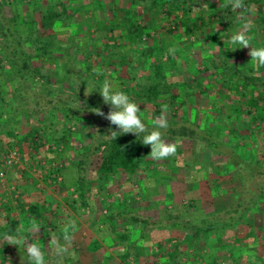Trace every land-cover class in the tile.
<instances>
[{
    "label": "trees",
    "instance_id": "trees-1",
    "mask_svg": "<svg viewBox=\"0 0 264 264\" xmlns=\"http://www.w3.org/2000/svg\"><path fill=\"white\" fill-rule=\"evenodd\" d=\"M127 1L129 4L125 7L119 5L116 10L110 8L112 17H106L104 24H100L98 30H105L109 38L105 41L101 38H91L92 22L96 19H92L86 10V14L81 15L80 19L76 17L71 12L74 7L70 4L74 3L73 0H13V3L0 0V135L6 136L9 141L13 140L10 149L14 150L17 144L21 146L20 156L23 162L33 160L37 155L42 158L36 163L41 164L45 159L48 164L40 165V168L48 170L47 178L54 175L57 182L61 167L50 165V159L46 157L49 153L41 155L42 149L46 148L44 142L48 138L43 128L45 119L42 114L50 112L51 116L47 119L53 121L59 118V114L65 115L68 123L77 125L80 120L85 119L89 126L94 125V119L102 118L107 127L99 129L95 141L88 151L83 153L79 163V169L85 176L81 177L76 192L83 205L87 206L85 196L89 184L86 177L91 165L96 166L102 180L111 182L115 174L135 175L153 160L148 157L150 146L141 143L144 134H118L116 139L109 138L107 135H110L111 131L118 132L119 129L92 112L93 108H99L106 115L110 110V105L104 104L98 92L105 79L110 80L112 85L118 83L121 86L118 90L127 95L139 97V102L154 105L156 117L161 114L165 105L167 112L175 105L183 110L188 104L187 98L192 96L194 99L200 89L210 91L215 88L220 92L234 94L233 98L228 100L229 108L224 105L223 111L211 109L210 112H203V116L202 113L197 114L198 110L189 114V111L193 110V103L189 102L191 107L183 111L185 113L182 117L171 116L169 119V115L168 128L161 129L166 141H181L177 145L176 159H165L171 161L168 166L172 167L174 173L178 174L181 170H197L194 162L193 165L188 162L185 165L182 156L184 142H198L208 148L215 158L214 165L208 171L211 190L217 194L224 189L221 183L226 181V177L233 183V187L227 186L224 191L237 197L235 205L226 211L225 216L213 215L207 226L194 225L191 221L171 213L166 218L168 222H157L160 227L193 231L195 242L203 233L210 236L220 227L223 229L237 225L264 204V164L261 157L254 154V151L260 153L262 150L259 137H263L261 134L264 133V68H257L250 62V48L233 50L239 45L231 44L229 39L217 44L222 34L220 32L234 33L239 24L237 16L240 13L223 6L227 0ZM205 3L208 7H201ZM244 5L245 9L249 6L254 9L251 45L264 47V0H244ZM82 9L85 8H80ZM243 14L248 15L247 11ZM160 15H164L169 22L170 34L183 33L187 35V40L192 37L199 39L201 32H205L212 25L213 19L216 20L217 24L215 21L214 23L217 32L213 37L209 35L217 41L213 51L204 53L202 60L198 61L190 49L187 57L184 53L174 50L170 52L162 43L156 45L151 30L158 26L154 19ZM127 45L129 48L135 47L136 50L141 46L144 48L142 51H133L129 63L126 60L128 57L121 58L128 48ZM217 48L219 50L216 52ZM95 58L102 60L97 64L98 67ZM180 60L188 64L187 72L182 70ZM234 60L243 65L240 66ZM202 68L210 72L209 78H214L215 83L210 82L207 86H202ZM125 69L127 73L123 72ZM187 76L195 79L188 80ZM178 77H182V80H177ZM66 84L74 87L66 89L67 86L63 87ZM92 85L96 87L97 94L86 96L83 91ZM65 94L74 100H65ZM41 100L47 105L42 107ZM141 118L151 130L152 122L145 117ZM256 123L258 127L255 126ZM36 124L41 126L36 127ZM70 134L71 131L66 129L61 137L62 141L69 140ZM261 140L264 142V139ZM62 141L56 140V144L59 146ZM2 145L0 140V148ZM33 151L36 155L31 153ZM1 152L7 153L8 156L0 159V165L6 163V158L11 154L6 149ZM17 167L21 168V165ZM258 177H261L260 182H256ZM251 186L254 190L250 189ZM49 206L50 204L19 200L17 208L20 217L16 219L13 206L6 205L7 219L11 222L9 227L21 225L26 230L31 228L32 221H35L42 226L41 236L46 240L50 239V231H53V228L48 230L46 225L54 217ZM165 209L167 210V207ZM110 219L112 221L115 217L111 215ZM134 220L143 222L140 217ZM9 227L1 224L0 240ZM252 227L253 225L250 229ZM251 230L253 231V228ZM26 232V236L32 237L30 230V233L27 230ZM118 237L128 248L131 246L128 234L121 233ZM36 238L40 236L37 235ZM87 244L91 252H98L103 248V244L96 239L88 241ZM159 245L160 251L154 255L156 259L152 264H160V258L164 257L161 250L164 244L161 242ZM245 245L243 251L231 249L234 256L229 264H264V241L262 244L249 245L248 242ZM189 250L188 244L176 245L167 253L166 264H187ZM224 251L217 256L212 253L209 260H203L207 264L227 262L229 259ZM132 256H136L137 262L144 259L139 253L134 254L131 251L124 254L123 258L126 260ZM47 264L50 263L47 261ZM63 264H71V261L66 259Z\"/></svg>",
    "mask_w": 264,
    "mask_h": 264
},
{
    "label": "rangeland",
    "instance_id": "rangeland-1",
    "mask_svg": "<svg viewBox=\"0 0 264 264\" xmlns=\"http://www.w3.org/2000/svg\"><path fill=\"white\" fill-rule=\"evenodd\" d=\"M8 1L12 2L13 0ZM73 1L74 3L70 4L74 7L71 12L76 17L80 19L81 15L86 14V10L92 19H96L92 22L91 38H101L105 41L109 39L106 32H104L105 30L101 32L98 29L100 24H104L103 21H105L106 17H112V11H109V9L116 10L119 5L125 7L129 4L127 0ZM83 7L85 9L80 10ZM164 17V15H160L157 19L151 17L152 20H155V23L156 21L158 23V26L153 27L151 30L154 34L156 45L162 43L170 49V52L174 50L177 53H184L187 57L188 49H190L193 57L198 61L202 60L201 57L204 53L209 54L213 51V46L217 42L212 38L214 33L217 32L216 20L213 19L212 25L205 32H201L199 39L192 37L187 40V35L183 33L179 35L170 34L168 31L169 22ZM251 19L254 25V14L251 15ZM238 22L237 30L241 27L240 21ZM220 33L222 34L218 38L217 44L224 43L233 34L232 31L230 33L225 31ZM253 33L251 29L248 34L252 36ZM127 47L121 58L128 57L126 59L128 63L133 51H142L144 49L142 46L140 47L141 50H136L135 47L129 48L128 45ZM217 47L219 46L217 45ZM218 50L217 48L216 52ZM94 61L97 65L102 60L95 58ZM234 61L239 63L237 60ZM239 64L240 66L243 65L242 63ZM180 66L183 67V71H188L189 66L185 61L180 60ZM123 72L127 73L126 69ZM202 73V86H207L210 82H216L214 78H209L210 72H206L202 68ZM193 79L195 78L188 77V80ZM177 80H182V77H178ZM112 86L114 90L121 88L118 83ZM63 87L70 89L74 85L70 84L68 86L66 84ZM59 88L61 89V86ZM95 88L92 85L91 88L87 87L83 92H92L87 95L90 97L92 94H97ZM208 91L197 90L194 99L191 98L192 96L189 99L187 98L186 102L188 101V104L185 105L183 110L175 105L172 110L166 113V115L168 114L167 118L169 115V119L171 116L182 117L185 113L183 111L191 107L189 102L193 103V110H190L189 114H193L194 110H198L197 114L202 113V116L204 115L203 112H210L211 109L223 111L224 105L229 108L228 100L232 99L234 94L220 92L215 88ZM69 97L68 94H65L64 99L74 100ZM129 97L140 104L141 117L147 118L150 122L156 118V107L154 105L139 102V97L136 95ZM41 101L40 105L42 107L47 105L44 100ZM49 113L42 114V118L45 119L43 128L48 138L44 142L46 148L42 149L41 155L45 156V153H49V156L46 155V157L50 159V165H59L61 167V175L57 178V182L54 175L47 178L48 170L40 168V165L44 166L42 163L46 161L45 159L42 160L41 164L36 163L41 157L37 155L33 160L23 162L20 156L22 152L20 151L21 146L17 144L14 146V150L10 149L13 140H10V142L9 139H6V136L0 135V140L3 143L0 148V159L8 156L7 153L1 152L3 149L8 150L9 154L11 153L9 158H6L7 162H3L0 165V226L2 224L9 227L11 224L7 219L8 211L5 207L6 205L13 206V215L18 219L20 217L19 209L17 208L19 200L30 203L50 204L49 209L52 210L51 213L54 217L46 225L48 230L53 228V231H50V235L61 238L63 243L64 229L67 228L68 234L72 237L68 251L64 254V260L60 257L55 258L54 254L49 250L48 243L50 239L46 240L41 236L42 230L35 236L32 235V237L26 236V230L29 232L30 228L25 230L21 225L9 227L6 231V233L25 238L40 246L48 263L63 264L66 259H69L71 264H152L154 259H156L154 255L160 251L159 243L162 242L164 246L161 250L164 257L160 258V264H166L167 253L180 244L189 245L190 256L187 264H207L203 258L209 260V256L212 253L217 256L218 253L221 254V251L224 250L229 260L222 264H229V262H232L230 260L232 259L231 257L234 256L231 249H241L240 251H243L242 248H245V244L248 242L249 245H255L258 243L262 244V241H264V204L260 206L257 212L247 215L246 220L239 222L237 225L223 229L220 227L210 236H206L203 233L200 239L195 242L193 231H179L169 227H160L157 224L159 221L166 220L169 213H171L191 221L194 225L205 227L213 215L225 216L226 211L235 205L237 197L224 191L227 190V186L228 188L233 187L229 177H226L224 179L226 181L221 183L224 189L219 193L215 194L211 190L208 183L210 178L208 171L214 165L213 161L215 158L208 148L198 142H184L185 148L182 156V161L185 165L187 162L193 165L194 162L197 170H181L178 174L174 173L172 167H169L168 164H171V161L176 159L177 152L175 155L170 156L171 161H166L165 159L159 161L151 160L150 163H147V167L143 172L139 171L132 176L118 173L113 176L111 182L105 179L102 180L96 166L91 165L86 177L90 189H87L85 196L87 206L83 205V201L76 192L81 177L84 178L85 176L82 175L79 169V163L84 155L83 153L88 151L89 146L95 141L99 134V129L106 128L107 125H104L102 118L100 120L98 118L94 119V125L91 126L85 119L80 120L78 125L77 123H68L66 116L59 113V118L53 121L47 119V117L51 116H49ZM3 116L5 117L6 115L3 114ZM39 125L36 124V127L41 126ZM255 126L258 127V123ZM66 129L70 130L71 134L68 138L69 140L62 141L61 137ZM24 131L26 132L27 130ZM25 132H23V135ZM261 135L264 137V133ZM263 137H259V145L262 148L261 154L257 150L254 151V154H258L264 164V142L261 140L264 139ZM56 140L62 141L59 146L56 144ZM170 143L178 145L181 141H171ZM16 151L19 153V156H17L19 161L13 160V162L11 156ZM31 153L36 155L35 151ZM16 165H21V168ZM260 181L261 177H258L256 182ZM250 189L254 190L252 186ZM153 196H155V199H153ZM256 199L257 197L255 196L254 200ZM164 207H167V210ZM111 215L116 220L111 221ZM137 217H140L143 222H136L134 218ZM166 221L168 222V220ZM251 225H253V231L251 230L252 228L250 229ZM124 231H129V243L131 244L129 248L118 237V234ZM37 235L40 238H36ZM93 239L103 243V248L98 252H91L87 246V242ZM128 251L134 254L139 253L144 259H140V262H137L136 256H132L124 260L123 255ZM73 258H75V261ZM0 264H29L25 248L20 245L14 246L6 243L0 245Z\"/></svg>",
    "mask_w": 264,
    "mask_h": 264
},
{
    "label": "clouds",
    "instance_id": "clouds-1",
    "mask_svg": "<svg viewBox=\"0 0 264 264\" xmlns=\"http://www.w3.org/2000/svg\"><path fill=\"white\" fill-rule=\"evenodd\" d=\"M223 6L230 7L233 12L240 13L237 16V20L240 21L241 27L231 34L229 38L231 44L239 45V47L233 50L250 48V62L257 68H264V47H253L251 45V37L248 34L254 26L251 19L254 9L251 6L245 9L244 0H227V3ZM201 7L207 8L208 4L205 3ZM244 11H247L248 15H244ZM91 93L85 92V95L87 96ZM99 93L103 98L104 104L110 105V110L106 115L99 108H93L92 112L105 118L111 125H115L119 129L118 132L111 131V134L107 135L109 138L116 139L119 136L118 134L131 133L136 136L144 134L141 143L150 146L149 158L159 161L175 155L177 145L166 141L161 131V129L166 130L168 128L166 105L162 109L161 114L153 119V127L150 130L141 118L140 104L131 100L123 91L114 90L110 80H104ZM41 227V225L32 221L30 231L33 233V236L39 233ZM71 240L72 237L68 234V229L65 228L63 243H61V238L54 235L50 236L48 243L49 250L55 256L62 257L68 251ZM5 243L23 246L27 252L29 264H47L44 251L36 243H32L25 238H19L11 233H6L3 239L0 240V245Z\"/></svg>",
    "mask_w": 264,
    "mask_h": 264
},
{
    "label": "crops",
    "instance_id": "crops-1",
    "mask_svg": "<svg viewBox=\"0 0 264 264\" xmlns=\"http://www.w3.org/2000/svg\"><path fill=\"white\" fill-rule=\"evenodd\" d=\"M43 165H47L48 163H47V161H44L43 163H42ZM147 167V165L141 170L142 172L145 170V168ZM155 196H153V199H155L154 198ZM165 208V207H164ZM127 211H129V210H127ZM123 233H126V234H128L129 235V231H124ZM61 243H62V241H61ZM102 243V242H101ZM103 244V243H102ZM131 245V244H130ZM87 246H88V244H87ZM89 247V246H88ZM131 247V246H130ZM90 248V247H89ZM61 259H64V255L62 256V257H60ZM75 258H73V260H74ZM75 261V260H74Z\"/></svg>",
    "mask_w": 264,
    "mask_h": 264
},
{
    "label": "built area",
    "instance_id": "built-area-1",
    "mask_svg": "<svg viewBox=\"0 0 264 264\" xmlns=\"http://www.w3.org/2000/svg\"><path fill=\"white\" fill-rule=\"evenodd\" d=\"M17 156H19V153L16 151V152H14V153L12 154V156H11L12 161H13V160L19 161V158H18ZM17 158H18V159H17ZM13 162H14V161H13ZM11 163H12V162H11Z\"/></svg>",
    "mask_w": 264,
    "mask_h": 264
}]
</instances>
